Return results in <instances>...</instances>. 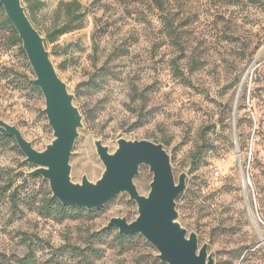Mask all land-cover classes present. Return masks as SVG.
I'll list each match as a JSON object with an SVG mask.
<instances>
[{"label":"rangeland","instance_id":"obj_1","mask_svg":"<svg viewBox=\"0 0 264 264\" xmlns=\"http://www.w3.org/2000/svg\"><path fill=\"white\" fill-rule=\"evenodd\" d=\"M72 1L82 25L50 42L47 33L67 17L63 3ZM20 4L82 114L71 180L101 176L96 139L109 152L118 137L161 142L174 179L186 174L175 199L186 235L207 245L212 264H264V0ZM34 77L26 53L0 27V120L41 151L53 129ZM24 157L15 141L0 140V264H167L139 233L123 241L116 226L102 231L111 217L137 216L126 192L98 209L63 205L72 207L65 218L43 216L37 207L48 181L29 176L36 165ZM151 179L140 165L133 178L140 194Z\"/></svg>","mask_w":264,"mask_h":264},{"label":"water","instance_id":"obj_2","mask_svg":"<svg viewBox=\"0 0 264 264\" xmlns=\"http://www.w3.org/2000/svg\"><path fill=\"white\" fill-rule=\"evenodd\" d=\"M5 15L11 21L22 42L32 79L45 99L43 109L48 125L53 129V139L44 150L33 148L15 126L0 120V134L14 138L25 155L24 161L36 165L27 174H40L48 181L52 196L62 205L98 209L117 193L126 192L137 205V216L127 221L124 216H114L106 227L116 226L120 233H139L150 242L158 254L156 257L167 264H212L207 245L198 246L195 232L186 235V229L176 219L175 199L185 189V173L174 179L168 156L161 142L148 139L130 140L118 137L117 147L109 152L100 139L93 141L98 158L104 166L95 182L83 175L74 182L69 175V157L82 125V114L73 103V95L62 81L31 20H28L20 0H0ZM148 165L152 173L149 191L142 195L136 189L133 178L140 165Z\"/></svg>","mask_w":264,"mask_h":264},{"label":"trees","instance_id":"obj_3","mask_svg":"<svg viewBox=\"0 0 264 264\" xmlns=\"http://www.w3.org/2000/svg\"><path fill=\"white\" fill-rule=\"evenodd\" d=\"M64 6L67 8V17L65 22L62 24L60 28H55L52 31L48 32L46 35V39H48L50 42L55 41L58 36L62 35V33L77 29L82 25V11L77 12V9L81 7V5L75 1L72 2H67L63 3ZM76 7V8H75ZM77 12V13H75ZM0 27L7 31L10 34V37L12 38V43L17 45L21 52H23L22 49V42L21 39L19 38L16 29H14V26L12 25L11 21L8 20V18L5 15V11L3 6L0 5ZM173 32V30L171 29ZM33 85V84H32ZM34 88H38L35 84L33 85ZM0 140H11L15 141L12 137L0 134ZM31 171V170H30ZM29 172V171H28ZM27 172V173H28ZM4 190L5 188L0 189V198L3 197L4 195ZM46 195L43 200V202L38 205V211L41 213L43 216L46 217H51V216H57L59 219H63L66 217L68 210L71 209L72 207L69 206H63L56 198L52 196V193L49 191H45ZM13 197L16 196V193L14 192ZM113 228L106 227L102 231H110ZM101 231L96 233V235H99ZM114 237H117L119 240H129L132 238V234H125V233H120V232H115ZM31 260V255L27 254V256L23 259V261H30Z\"/></svg>","mask_w":264,"mask_h":264}]
</instances>
